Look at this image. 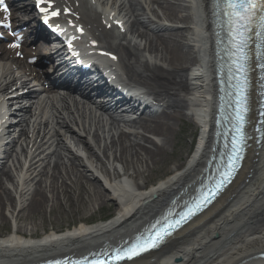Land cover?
<instances>
[{
    "label": "bare ground",
    "instance_id": "6f19581e",
    "mask_svg": "<svg viewBox=\"0 0 264 264\" xmlns=\"http://www.w3.org/2000/svg\"><path fill=\"white\" fill-rule=\"evenodd\" d=\"M62 1L73 7L87 37L97 41L99 49L117 51L152 81L139 86L154 96L165 119L186 118L199 127L197 148L183 168L174 165L164 178L147 185L152 176L145 173L164 164L167 157L170 126L140 119L127 130L117 126L112 116L107 125L90 107L51 96L43 111L36 114V108L30 114L19 147L0 169V228L9 216L22 220H14L8 234L0 232V264L81 255L132 235L193 181L211 152L215 56L207 0H194L193 10L187 0ZM112 12L127 27L124 34L112 25ZM2 61L0 109L4 110V103L11 100L7 99L10 84L29 81L19 72L12 73L13 66ZM71 130L82 139L68 138ZM156 138H161L160 143ZM89 177L97 184L90 183ZM33 181L34 187L30 186ZM15 200L23 203L18 212ZM106 200L116 204L110 218L90 223L79 217L77 225L62 231L52 227L34 236L45 221L46 203L51 212L62 216L104 206ZM26 219L31 224H24ZM259 250H264V141L260 149L250 150L238 178L206 212L158 251L122 264H237ZM244 264L264 262L250 259Z\"/></svg>",
    "mask_w": 264,
    "mask_h": 264
},
{
    "label": "snow or ice",
    "instance_id": "6c2138e0",
    "mask_svg": "<svg viewBox=\"0 0 264 264\" xmlns=\"http://www.w3.org/2000/svg\"><path fill=\"white\" fill-rule=\"evenodd\" d=\"M49 7L52 6L54 0H47ZM4 5V0H0V6ZM217 7L221 10L223 16L226 18L228 24V31L230 35V42L234 51L231 53L235 57L232 63L236 68V111H235V132L236 135L232 139V154L229 157V170L224 173L225 179L232 175L235 168L236 161L240 158V153L243 146V126L246 122L247 106L246 95L244 87L247 83L245 73V61L247 55L245 48L248 45L249 33L256 26L260 31L256 32L258 37L264 39V0H217ZM7 11L6 7L4 9ZM60 14L59 9L51 12L52 16ZM17 45H13L15 47ZM243 77V79H242ZM223 183V181L221 182ZM200 205L195 206L199 210ZM194 214L193 209L173 223L167 224L163 229L152 232L147 236H138L134 242L128 246L115 250L110 257V261L118 262L121 260H131L133 257L139 255L150 248L157 247L158 244L169 234V229L179 226V224L186 220L189 216ZM93 264H108L106 261H94Z\"/></svg>",
    "mask_w": 264,
    "mask_h": 264
},
{
    "label": "rangeland",
    "instance_id": "374dc122",
    "mask_svg": "<svg viewBox=\"0 0 264 264\" xmlns=\"http://www.w3.org/2000/svg\"><path fill=\"white\" fill-rule=\"evenodd\" d=\"M177 120L178 121H175L173 119H165V124L172 128V132H170L172 133V135L170 136L168 143L165 145L167 157L165 159L164 164L156 165V168H154L153 170L151 169L150 172L145 173V175L149 174L152 176L151 180L147 185L155 184L160 179L164 178L166 175H168V172H170L174 168V165L180 164L181 168H183L186 164L187 156L189 155V153L191 154V152L195 148V144L197 142V138L195 137L198 135L200 129L198 128V126L190 124L189 120L186 118ZM117 165L120 166V164ZM89 181L90 183L97 184L92 177H89ZM48 194L49 193H46V195ZM75 202L76 201H74L73 204L74 210H76L78 207L76 206ZM49 205L50 204L46 203L44 209L45 221L43 225L39 226L36 229L34 236H40L43 232L49 231V229H51L52 227L55 228V230L57 231H62L66 228L77 225L80 220L79 217H83V219L88 218L90 223L97 222L100 220H106L113 216L116 207V204H114L110 200H106L104 206L99 207L98 205H96L94 208H86V210L82 213H73L72 215L70 213H67L63 214L62 216H59L57 212H51L49 210ZM9 210H12L11 207H9ZM57 215L59 218L56 217ZM8 219V223L0 228V232L2 235L8 234L12 229L11 217L9 216ZM19 219H17V221H19ZM35 219H37V223L40 222L39 218ZM30 222V219H26L24 224H31Z\"/></svg>",
    "mask_w": 264,
    "mask_h": 264
}]
</instances>
